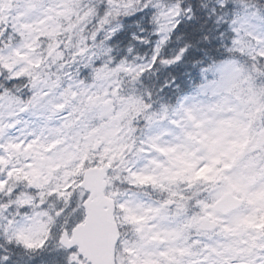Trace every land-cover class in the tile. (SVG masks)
Returning a JSON list of instances; mask_svg holds the SVG:
<instances>
[{
	"label": "snow or ice",
	"instance_id": "1",
	"mask_svg": "<svg viewBox=\"0 0 264 264\" xmlns=\"http://www.w3.org/2000/svg\"><path fill=\"white\" fill-rule=\"evenodd\" d=\"M0 264H264V0H0Z\"/></svg>",
	"mask_w": 264,
	"mask_h": 264
}]
</instances>
